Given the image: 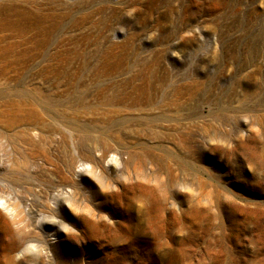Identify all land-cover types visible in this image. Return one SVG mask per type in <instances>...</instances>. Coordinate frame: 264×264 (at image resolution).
<instances>
[{
  "label": "rangeland",
  "instance_id": "obj_1",
  "mask_svg": "<svg viewBox=\"0 0 264 264\" xmlns=\"http://www.w3.org/2000/svg\"><path fill=\"white\" fill-rule=\"evenodd\" d=\"M28 114L70 143L71 122L89 125L96 140L108 131L102 169L135 183L129 195L151 199L137 240L170 238L156 264H264V0H0V115L10 117L0 145L10 160L27 148ZM130 156L144 160L139 177L150 191L121 170L119 157ZM9 165L0 161V175ZM12 193L32 217L31 198ZM42 218L24 229L42 243L15 245L10 264H94ZM88 239L101 240L94 231ZM10 247L0 225V262Z\"/></svg>",
  "mask_w": 264,
  "mask_h": 264
},
{
  "label": "bare ground",
  "instance_id": "obj_2",
  "mask_svg": "<svg viewBox=\"0 0 264 264\" xmlns=\"http://www.w3.org/2000/svg\"><path fill=\"white\" fill-rule=\"evenodd\" d=\"M27 97L28 102L33 100V96L27 94ZM136 104L131 102L127 106L132 107ZM93 112L98 113L96 109H91L88 114ZM25 120L29 126L22 135L27 146L25 152L15 160H10L9 152L6 153L4 147L0 145V161L5 158L10 162L9 168L4 169L0 175V181L6 184V187L0 186L2 195L0 225L11 238V247L3 255L2 262L11 263L15 245L22 243L21 247L29 249L30 245L26 242L30 240L42 243L38 240L39 233H36L35 239H28L30 234L24 231L33 224V221L40 220L41 216H44L41 223L45 231L55 234L63 232V239L58 241L62 246L63 243L67 246V243L75 240L74 245L79 248V255L84 256L86 253L89 255V261L92 260L94 264H137L142 260L156 264L163 259V253L171 248L169 237L163 236L166 239L156 243L137 240L138 233L146 228L147 219L144 213H147L146 204L151 200L149 193L146 192L147 196L143 197L129 195L128 189L135 183L129 179L123 181L121 177L117 180L102 169L103 158L113 150L112 146H107L108 143L102 142L113 139L109 138L108 131L100 134L99 138H103L102 140L99 138L96 140L89 134V125L83 122H71L72 125L66 126L70 129L72 135L70 137L74 140L70 143L69 135L61 133L57 125L43 126L44 121L41 116L28 114ZM8 121L10 117L0 115V125ZM31 131H36L37 135L32 136ZM55 133L57 138H54ZM2 139H4L3 133L0 132V140ZM93 144L102 147L99 157L94 154L97 148ZM114 154L116 157L120 156L119 152ZM119 160L121 170L126 174L138 175L137 177L143 174L145 166L143 159L130 156V159L124 160L119 157ZM78 161L89 167L87 170L82 168V172H79L81 181L73 177ZM32 166H35L33 170L30 169ZM112 171L122 172L116 165L112 166ZM85 179L95 187L89 195L84 191L85 186L80 187ZM140 179L143 183L136 184L139 190L150 191L145 176ZM16 188H22V193L31 198V206L34 210L32 217L25 215L20 196L12 193ZM35 188L38 190L35 191ZM82 197L85 200L95 199L98 202L90 209L77 202V198ZM49 200H52L53 205ZM93 231L97 232L101 240L88 239ZM30 249L33 250V246ZM79 255H76L77 258Z\"/></svg>",
  "mask_w": 264,
  "mask_h": 264
}]
</instances>
